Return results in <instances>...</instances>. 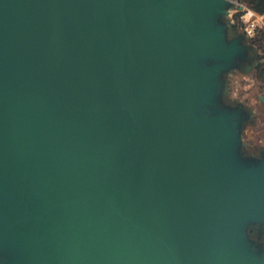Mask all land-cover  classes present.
Masks as SVG:
<instances>
[{"label":"water","instance_id":"obj_1","mask_svg":"<svg viewBox=\"0 0 264 264\" xmlns=\"http://www.w3.org/2000/svg\"><path fill=\"white\" fill-rule=\"evenodd\" d=\"M232 5L0 0V264H264Z\"/></svg>","mask_w":264,"mask_h":264},{"label":"rangeland","instance_id":"obj_2","mask_svg":"<svg viewBox=\"0 0 264 264\" xmlns=\"http://www.w3.org/2000/svg\"><path fill=\"white\" fill-rule=\"evenodd\" d=\"M238 1L251 8L243 0ZM235 8L233 3L228 15L221 19L227 25L229 39L237 36L232 33L231 25L234 20L243 43L248 47V58L224 73L222 102L229 107H240L245 113L246 119L241 128L242 151L246 156L259 158L264 151V26L253 35L247 34L240 14L232 15ZM247 232L252 246H256L255 250H264V242L260 239L264 238V228L255 224Z\"/></svg>","mask_w":264,"mask_h":264},{"label":"built area","instance_id":"obj_3","mask_svg":"<svg viewBox=\"0 0 264 264\" xmlns=\"http://www.w3.org/2000/svg\"><path fill=\"white\" fill-rule=\"evenodd\" d=\"M233 3L236 6V8L232 12V15L236 16L237 14H240V17L242 19V24H243L244 31L247 34L253 35V34H255L256 31H258L261 27H263L259 23H254V21L256 20V15L253 14V11H249V7L246 6L245 3L239 2L238 0H233ZM256 13H258V12H256ZM232 21L234 22V20H232ZM249 25L252 26L250 31L247 30Z\"/></svg>","mask_w":264,"mask_h":264},{"label":"trees","instance_id":"obj_4","mask_svg":"<svg viewBox=\"0 0 264 264\" xmlns=\"http://www.w3.org/2000/svg\"><path fill=\"white\" fill-rule=\"evenodd\" d=\"M256 12L264 15V0H243Z\"/></svg>","mask_w":264,"mask_h":264},{"label":"clouds","instance_id":"obj_5","mask_svg":"<svg viewBox=\"0 0 264 264\" xmlns=\"http://www.w3.org/2000/svg\"><path fill=\"white\" fill-rule=\"evenodd\" d=\"M247 6V5H246ZM249 11H253V14L256 15V20L254 21V23H259L261 24L262 26H264V15H261L259 13H256L254 10H252L251 8H249ZM251 25H249L248 29L247 30H251ZM261 239V242H264V238H260ZM253 248L256 249V246L253 245Z\"/></svg>","mask_w":264,"mask_h":264},{"label":"flooded vegetation","instance_id":"obj_6","mask_svg":"<svg viewBox=\"0 0 264 264\" xmlns=\"http://www.w3.org/2000/svg\"><path fill=\"white\" fill-rule=\"evenodd\" d=\"M234 23V22H233ZM238 33L241 34V32L239 31L238 27H237ZM232 33H233V27H232Z\"/></svg>","mask_w":264,"mask_h":264}]
</instances>
